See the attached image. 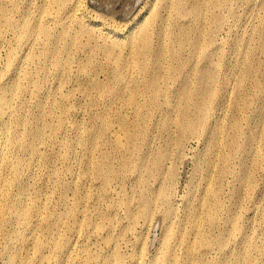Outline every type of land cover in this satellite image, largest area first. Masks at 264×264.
Returning <instances> with one entry per match:
<instances>
[{
  "label": "rangeland",
  "instance_id": "rangeland-1",
  "mask_svg": "<svg viewBox=\"0 0 264 264\" xmlns=\"http://www.w3.org/2000/svg\"><path fill=\"white\" fill-rule=\"evenodd\" d=\"M66 2L9 5L39 214L2 223L0 264H264V0Z\"/></svg>",
  "mask_w": 264,
  "mask_h": 264
},
{
  "label": "bare ground",
  "instance_id": "bare-ground-1",
  "mask_svg": "<svg viewBox=\"0 0 264 264\" xmlns=\"http://www.w3.org/2000/svg\"><path fill=\"white\" fill-rule=\"evenodd\" d=\"M64 2L65 0H57L56 6L62 8ZM16 4L17 0L0 2V226L5 221L17 223L19 228L12 230L10 234L12 239L21 237L20 226L29 218L39 214L35 201L27 204L24 185L27 182V173L33 166L36 142L41 138L40 126L29 124L25 118L17 113L18 106L13 103L14 97L21 95L25 89L23 79L19 80L21 75L19 69L21 57L19 62L17 58H14L17 54L14 47L22 36H25L26 39L28 36L34 37L31 36L34 34L31 24H28L24 19L20 22V18L18 19L19 23H17L11 15L9 5H13L12 7L14 8ZM67 7H70L69 0L65 4V9ZM44 34L48 36L45 31ZM59 40V44L54 47V52L57 54L63 53L65 46L62 37ZM196 43L197 40L192 42L191 49L193 52H197L195 50L198 49ZM183 45L184 42L179 47ZM2 52L5 53L4 58H2ZM133 55H137V53L133 52ZM14 65L16 68H12ZM105 163V159H103L98 169V176L104 183H108L110 172L106 168ZM244 178L241 180H244ZM145 199L144 212L150 208L147 198ZM5 213H8L7 219L4 218ZM70 214V212H66L65 215L69 216ZM60 220L61 217H57L55 221L50 222L49 229L52 230L53 227H57ZM72 226L73 224H70L68 228ZM73 229L74 227L70 230ZM76 234L73 232L71 236L75 237ZM9 242L10 245H13V241ZM66 244V241L52 243V248L57 249L64 255V262H66L69 252V246L66 247ZM35 248L37 254H40L44 244L38 241L35 244ZM41 260L45 262L46 257ZM86 260L89 263H93L95 257L87 255ZM169 260L173 261V263L175 262L173 255L169 257ZM15 261V257L12 256L7 264H15ZM185 263L186 260L183 261V264Z\"/></svg>",
  "mask_w": 264,
  "mask_h": 264
}]
</instances>
